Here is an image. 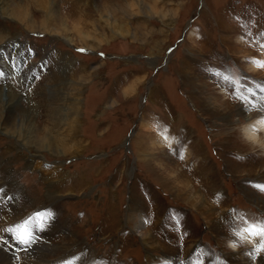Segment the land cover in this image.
Returning <instances> with one entry per match:
<instances>
[{
    "label": "rangeland",
    "instance_id": "obj_1",
    "mask_svg": "<svg viewBox=\"0 0 264 264\" xmlns=\"http://www.w3.org/2000/svg\"><path fill=\"white\" fill-rule=\"evenodd\" d=\"M11 8L28 14L22 24L0 14V87L24 96L12 120L41 85L69 97L81 86L82 146L44 152L45 171L28 169L34 152L0 132V210L14 216L0 237L22 263L37 245L43 264L75 256L77 264H264V252L249 255L253 247L234 235L238 217L264 218L256 187L264 149L243 132L262 107L252 96L264 98L263 70L248 68L264 57V0H9ZM74 27L109 36L83 45ZM39 112L29 120L41 127ZM154 128L172 143L154 141ZM54 166L66 175L47 181Z\"/></svg>",
    "mask_w": 264,
    "mask_h": 264
},
{
    "label": "bare ground",
    "instance_id": "obj_2",
    "mask_svg": "<svg viewBox=\"0 0 264 264\" xmlns=\"http://www.w3.org/2000/svg\"><path fill=\"white\" fill-rule=\"evenodd\" d=\"M51 3H53V2H51ZM8 4H9V0H0V14L2 16L10 18L12 21H15L17 24H22V22L24 20H28V14L26 12L21 11L22 9L20 11L16 9L17 12H15L14 8H11V10L9 9L10 11L8 9H6ZM20 8H21V5H20ZM49 8H50V6H49ZM49 16L50 15L48 13L42 18V22H41L42 27L48 26V22H49V20H51L49 18ZM167 16H168V14H167ZM170 19H171V16H170ZM55 21L56 22L60 21V23L62 22V20H60V19H56ZM169 23H170V21H169ZM44 25H46V26H44ZM63 26H64V22H63ZM74 29L77 30L78 28L74 27ZM122 29H123V27H121L120 30H117L118 32L115 31L116 34L123 35L122 33H120L122 31ZM41 30L40 31L42 33L48 32L45 28H42ZM111 32L115 33L114 31H111ZM77 33H78V36H79L81 43L83 45H87V46H91V47H94L99 41L101 42V40L104 41V39H106L107 36H109V34H97L98 36L96 35L95 36L96 39H95V38L89 37L87 34H85L83 32L80 33L78 31ZM2 40H4L3 35L0 34V43L2 42ZM262 61H264V57L262 58ZM13 62H15V61H13ZM248 68L251 70H254V71L261 69L264 72V67L258 66V63L255 61L248 64ZM3 77H4V73H1L0 78H3ZM62 83L63 82H61V84ZM66 83H69L68 87H70L72 85L77 86V83L76 84L70 83V81H67ZM53 84L54 83L51 82L50 84H45L43 86L41 85L38 88V91L36 92V95L38 94L36 100L35 99H33V100L27 99V101H26L27 113H23L24 115L20 116L21 118L18 119L17 123H15L14 120H12L13 112L16 109H18L17 104L20 102V100L22 98L24 99V96L21 95L19 92H18V94H17V92H14L11 89V86L5 85L3 87H0V103H2V105H3V108H2L3 110H1V112H0V132L3 135H9V136L13 137L24 148L29 149V150L34 152V155L32 154L31 156H28V158L26 159V163L28 162L27 163L28 169L34 168V169L40 170L42 168L41 170H44V171L46 170L44 168V165L42 163H40L41 161H38L39 159H37V158H40V156L43 155L44 152L48 153L50 155H53V156L54 155L61 156V155H67V154L71 155L74 152H77V150L82 146L81 140L77 137V134L75 133V125L77 123V122L75 123V121L78 120L77 118H78V113L80 110V101H81L80 97H76V96H77V93H79V95H80L79 87H81V86L78 84L79 86L76 87V89L73 91L74 94L72 93V96L69 97L67 95H65V96L61 95L62 90H63L62 89L63 86L58 88V85H53ZM80 84H82V83H80ZM134 86H135V84L132 83L125 90V94L132 93L133 90H135ZM263 99L259 98V97L253 98V96H252L253 102L260 107L264 104ZM42 105L44 108L46 105V109L40 110V108L43 109ZM0 107H2V106L0 105ZM24 109H25V107L22 108L21 111L22 110H23L22 112L26 111ZM39 111L40 112L42 111L44 114V117H45V119H44L45 122L41 127L37 126L35 123H33L32 121L29 120L30 119L29 118L30 113L36 114ZM258 115H259L258 117L256 116L255 119H252L251 121H249V123H247L243 127V132H244L245 137L247 138V140L249 142H251L252 144L259 145V147L261 146V148L263 147V149H264V123L260 122L261 118L264 117V107L259 108V114ZM69 121H72V123L71 122L69 123ZM64 124H65V126L66 125L68 126L69 124L70 125L65 128ZM76 126H78V125H76ZM151 127H152V125H151ZM154 134H155L154 135L155 139L153 138L154 141H157L161 145H165L166 142L170 143L171 140H173V139H170L169 135H167L165 132L160 131L158 128H156L154 130ZM19 143H17V144H19ZM54 169H56V170L50 171V174H49L50 176H48L47 174H44V175H46L44 177H46L47 181H49V179H52L51 177H54V176H56L58 178H62L66 175V174H64V172H61L63 170L60 169V167L54 166ZM46 197H47L46 201H49L50 199H53V200L55 199L54 198L55 196H52V195H47ZM194 202H196V201H193V203ZM193 203H192V205H194ZM2 206H3V204H2ZM1 208L3 209L4 206ZM200 208L201 207H199L198 209H200ZM0 211L3 212V214L0 216V231H1L2 229H5V228H3V227H5V225H8V224H11V222H14V216L12 215L13 211H10V209H8V210L4 209V211H2V210H0ZM207 216H209V214H207ZM2 231H4V230H2ZM4 233L6 235L8 234V232H5V231H4ZM6 235H4V236H6ZM8 235H10V234H8ZM144 240H146V238ZM244 242L249 247H253L254 241L251 237L244 240ZM10 245H11V243L9 241L6 242L0 237V264H23L22 261L17 256V254H16L17 252L13 249V246H12L13 244L11 245L12 248L10 247ZM233 245H235V246H233ZM229 246L234 251H238V249H239L238 244L235 240L229 241ZM39 250L40 249L38 248L37 245H34V247L31 250H29L28 258H30L31 260H29V262L26 264H43V263L47 262L46 257L44 255H42L45 253L40 252ZM250 253H252V252H250ZM252 258H253V256H252ZM244 262H246V263L251 262V259L244 257ZM256 264H258V263H256ZM260 264H261V262H260Z\"/></svg>",
    "mask_w": 264,
    "mask_h": 264
},
{
    "label": "snow or ice",
    "instance_id": "obj_3",
    "mask_svg": "<svg viewBox=\"0 0 264 264\" xmlns=\"http://www.w3.org/2000/svg\"><path fill=\"white\" fill-rule=\"evenodd\" d=\"M257 63L258 66L264 67V61H258ZM221 78L225 79L230 83L233 82L231 78L228 76H223ZM253 107H255V105H253ZM262 107H264V105H262ZM260 122L264 123V117L261 118ZM181 158H183L182 154H181ZM256 187L259 190L264 191V184L256 185ZM238 219L241 223V227L238 231L234 232V235L238 237L239 240L241 241H244L249 237H251L254 241L252 253H249V255L264 252V218L249 220L246 217H238ZM20 240L22 243L27 244L31 242V237L29 236L28 239H24L23 237H20ZM79 260H80L79 256L70 257L69 259L62 261L61 264H77Z\"/></svg>",
    "mask_w": 264,
    "mask_h": 264
}]
</instances>
